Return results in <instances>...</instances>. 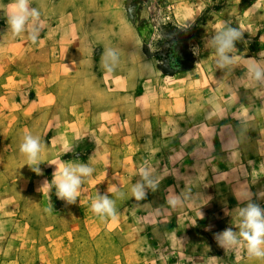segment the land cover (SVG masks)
I'll use <instances>...</instances> for the list:
<instances>
[{
  "label": "rangeland",
  "instance_id": "rangeland-1",
  "mask_svg": "<svg viewBox=\"0 0 264 264\" xmlns=\"http://www.w3.org/2000/svg\"><path fill=\"white\" fill-rule=\"evenodd\" d=\"M11 3L0 0V66L18 74L4 84L16 82L23 102L31 99L33 84L43 85L41 78L50 74L47 80L52 86L64 87L65 103L100 101L105 110L114 90L115 103L128 109L124 117L139 115L141 123L126 126L137 137L132 160L135 172H120L116 185L122 187L107 196L115 208L122 205L120 217L110 221L91 208L94 199L106 195L103 190L93 191L97 176L83 178V189L74 203L58 198L52 181L61 164H86V154L111 134L115 137L110 141L116 150L114 167L125 170L129 157L122 158L126 162L119 158L125 153L119 140L125 133L122 126L112 131L96 124L89 136L65 146L71 149L67 154L60 146L54 147L40 163L56 158L37 174L25 156L21 158L24 165L13 164L14 148L20 150L28 123L20 131L17 126L8 127L13 117L22 116L0 108V133L4 132L0 141V264H258L250 261L253 257L243 245L225 250L215 239L226 228L239 231V207L252 202L264 208V161L255 154V137L243 141L246 159L236 155L228 159L233 171L227 180L243 175L258 185L242 206H231L234 201L227 191L210 190L217 196L204 224L189 214L185 200L179 199L175 206L170 202L181 192L186 197L193 191L190 173L180 172V152L189 147V136L195 141L208 139L213 134L209 127L231 121L243 122L245 132L264 136V122L249 124L251 119L264 121V82L252 80L242 61L264 60L260 56L264 52V0H258L253 9L256 0H30L43 22L36 43L28 39L27 31L16 35L8 28ZM223 26L241 31L230 53L241 61L219 67L210 41ZM173 49L179 67L170 65L169 50ZM65 63H76L82 74L76 78ZM68 69L72 72L67 73ZM31 76L35 81L29 82ZM79 89L83 92L76 94ZM94 108L87 105L66 112L84 128ZM21 112L27 119L30 110L25 107ZM66 127L57 128V135H63ZM70 155L78 156V162L66 161ZM86 165L94 167L95 163ZM18 181L35 189H16ZM45 181L48 185L41 189ZM137 184L144 192L141 199L132 195ZM31 194L36 196L37 207L29 204L31 199L22 200ZM178 229L185 234L178 236Z\"/></svg>",
  "mask_w": 264,
  "mask_h": 264
},
{
  "label": "crops",
  "instance_id": "crops-1",
  "mask_svg": "<svg viewBox=\"0 0 264 264\" xmlns=\"http://www.w3.org/2000/svg\"><path fill=\"white\" fill-rule=\"evenodd\" d=\"M1 50L3 51V43L0 44ZM15 59L14 57L12 60ZM59 59V58H58ZM73 60V59H72ZM3 61V54L0 56V62ZM76 61V60H74ZM77 62V61H76ZM3 66V65H1ZM0 66V67H1ZM65 67L72 68V70L75 72V77L77 78L78 75H81L82 72H79L78 69L80 68L75 63V66L73 63H65ZM79 67V68H78ZM67 70L66 72H72L70 70ZM16 72L12 71H4L1 67L0 69V108L1 109H12L16 113H19L18 116L19 119H16V117H13V123L9 125L8 127H14L17 126L19 128V131L23 129L22 127L28 123V128L25 130L27 134H31L34 136H37L39 140L41 141V144L43 145V153L41 155V158L48 157L49 152L51 149H53L56 146L61 147V152H64L67 154L71 149L65 148V146L68 144L70 145L73 142L81 141L83 140V136H89L91 133H93L95 129V125L97 124L98 127L108 128L115 130L117 127L123 128V131L125 133L121 134L119 136V140L123 142L125 147L123 150L125 153H121L119 155V158H128V163L124 167L125 170L120 171L116 170L113 164V159L116 156V150L115 146L113 145V142L111 143V140H115L114 135L111 134V136L103 138V142L93 148L90 152L86 154V157L84 158L85 163L92 162V164L95 163V166L93 167L94 171L92 174L98 177L97 182L95 183V188L93 191L99 192L103 190V194L105 196H113L112 194L116 193L117 190H119L122 186H117V179H119L123 173L124 175L131 174V172H135L134 164L132 163L133 157L136 155L135 151V143L137 141L136 133L131 132L129 127L126 128V126H137L141 123V117L139 115L134 116L133 118L124 117V111L127 109H124L122 105H117L114 101L115 99V92L112 91L111 99H108L105 106H107L104 110V108H101L100 101H85V100H77L70 104L65 103L66 99L62 98L61 94H63V91H65L64 87L61 86H52L50 84V81L47 80L50 74H45L41 79V83L43 85H36L33 84L31 87V99H29L26 102H23V100L19 97L18 92L21 90L19 87H17L16 82L13 84V86L4 84V80H15ZM28 79L29 82H33L35 80H32L31 77ZM17 88V89H16ZM18 90V91H17ZM82 89H79L76 91V94L82 93ZM60 95V96H59ZM99 103V104H98ZM87 105L97 106V109L94 108L93 111H91L89 114H87V120L89 122V126L82 128L81 124L79 122L75 123L74 120H70L69 112L66 111H75V110H81V108L86 107ZM27 108L30 110V113L27 117V119H24L22 110L24 108ZM128 110V109H127ZM13 115V114H11ZM99 118L96 119L95 118ZM109 121H106V120ZM105 120V121H104ZM6 120H3V122ZM254 121H258L260 123H263L262 120L257 119H251L249 124L253 125ZM9 122V121H8ZM145 124V122H144ZM2 127H4L7 124H1ZM64 125H67L66 129L63 131V135L58 136L57 135V128H64ZM76 125V127H75ZM101 125V126H99ZM248 125V124H246ZM32 126V127H31ZM245 124L243 122L237 123L236 121H231L230 123H224L220 122L218 126L214 125L209 127V130H212L213 134L208 139H201L199 141H195V137L193 135L189 136V147L185 146L183 149H181V154L183 155L182 163L180 164V172H188L191 175V186H192V193H189L188 196L185 197L183 193L178 194V198L185 200L184 204L188 208L189 207V214L194 215L195 218H203V219H197L199 221H203L202 223L206 224V221L204 218L209 214V208L211 207V204L213 200L216 198L213 197L212 193L209 191L212 190H222L227 191L228 196L230 197L232 202L231 206H242L245 200H247L248 196L252 193L254 189H258V185L254 184L253 181H250L249 179L245 178L243 175L236 176L234 179L231 177L227 180L226 176L231 175L233 171L230 169V161L229 158H232L234 155L238 156L241 160L246 159L244 149H243V141L245 139L253 138L255 137V140H257V148L256 153L257 159L263 158L264 161V136L258 137L257 134H254L251 131H246L244 128ZM67 130V132H66ZM100 131V128L98 129ZM22 132V131H21ZM24 132V131H23ZM1 138L0 141L3 140V134L4 132L0 133ZM61 134V133H58ZM145 134V133H143ZM142 134V135H143ZM139 133L137 134V136ZM100 136V135H99ZM114 138V139H113ZM67 147V146H66ZM17 148V146H16ZM14 148V156H13V164H19L24 165L25 163L21 159L24 155L21 154L19 148ZM11 150V149H10ZM131 154V156H130ZM68 156V155H67ZM56 158V156H53L51 159ZM69 158V157H68ZM72 158V159H71ZM71 159V160H70ZM47 159V161H49ZM79 158L78 156H71L69 160L70 162H78ZM104 160L106 163L103 165H100L99 163ZM123 160V159H122ZM256 160V159H254ZM40 163L39 167L40 169L44 168L46 162ZM41 162V161H40ZM123 162H126L123 160ZM62 166V164H61ZM100 167L99 170H96L95 167ZM32 170V169H31ZM188 170V171H187ZM33 171V170H32ZM34 172V171H33ZM11 173L14 174L15 171H13V168L11 170ZM36 173V172H34ZM103 175V176H102ZM100 176V178H99ZM129 176V175H128ZM126 177V176H125ZM217 177H220L217 178ZM216 179H219L218 181ZM215 181L217 182L215 183ZM26 181L20 182L18 181L16 189H35L29 187V185ZM114 185V186H113ZM108 187V190H105V187ZM81 186V190H82ZM189 198L197 199V201H189ZM29 201V204L31 206L39 205L38 201L36 202V196L34 194H31V196H25L23 197V201ZM228 202L225 203V205ZM218 204V203H216ZM215 204V205H216ZM122 206V205H121ZM116 208L117 212V218L120 216V209L122 207ZM195 206V208H193ZM192 207V209H191ZM202 216V217H201ZM108 220L112 221L113 219L111 217L105 216ZM120 222L123 223V219ZM204 224L201 225V228L204 229ZM178 236H181L183 233L181 229H178ZM182 232V233H181ZM201 232V231H199ZM130 233L127 231L125 232V236L127 237ZM185 234V233H183ZM264 258H255L253 257L250 259L251 262H258L260 264Z\"/></svg>",
  "mask_w": 264,
  "mask_h": 264
},
{
  "label": "clouds",
  "instance_id": "clouds-1",
  "mask_svg": "<svg viewBox=\"0 0 264 264\" xmlns=\"http://www.w3.org/2000/svg\"><path fill=\"white\" fill-rule=\"evenodd\" d=\"M11 13L7 18L8 28L12 33L19 35L28 32V39L32 43L37 42V36L43 22L40 19V11L30 5V0H12L10 5ZM258 7V0L252 8ZM242 33L233 27H218L216 35L210 43L215 47L218 56L217 64L219 67L234 65L241 61L240 58L230 55L234 51L235 42L240 39ZM264 57V52L260 53ZM115 58V54L113 53ZM247 67L248 76L256 82H264V60L257 61L253 58L242 60ZM20 152L28 161V166L40 173V160L43 153V145L37 136L25 134L20 144ZM94 169L86 164L64 163L54 172L52 183L56 188L58 198L74 203L81 191L83 178L91 177ZM147 176V173H143ZM44 182L41 189L47 187ZM40 189V190H41ZM132 195L136 199H141L144 195L142 186L137 184L132 188ZM170 203L174 206L180 203L179 198L173 199ZM92 211L101 217H111L116 219L117 212L115 202L107 196L97 197L92 201ZM239 231L226 228L215 236L217 244L227 250L238 248L243 245L247 253L255 258H264V208L256 203L248 202L245 206L236 210Z\"/></svg>",
  "mask_w": 264,
  "mask_h": 264
},
{
  "label": "trees",
  "instance_id": "trees-1",
  "mask_svg": "<svg viewBox=\"0 0 264 264\" xmlns=\"http://www.w3.org/2000/svg\"><path fill=\"white\" fill-rule=\"evenodd\" d=\"M169 54L171 55V57L168 58L169 61H170V65L173 66V67H179V64H178V62H179L178 55L174 51V49L173 50H169Z\"/></svg>",
  "mask_w": 264,
  "mask_h": 264
}]
</instances>
